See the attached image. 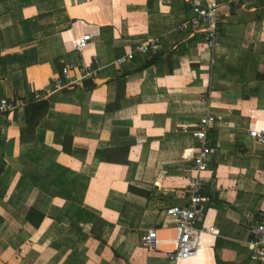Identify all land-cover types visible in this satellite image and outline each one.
Instances as JSON below:
<instances>
[{
	"label": "crops",
	"instance_id": "1",
	"mask_svg": "<svg viewBox=\"0 0 264 264\" xmlns=\"http://www.w3.org/2000/svg\"><path fill=\"white\" fill-rule=\"evenodd\" d=\"M233 1L210 49L178 31L186 0H0V100L48 95L0 110V264H168L165 209L189 201L193 131L208 113L213 232L180 264H256L247 219L264 211V146L249 129H264V0ZM154 39L161 63L145 67L138 53L116 63ZM83 60L100 67L93 85L51 92L64 65Z\"/></svg>",
	"mask_w": 264,
	"mask_h": 264
},
{
	"label": "built area",
	"instance_id": "2",
	"mask_svg": "<svg viewBox=\"0 0 264 264\" xmlns=\"http://www.w3.org/2000/svg\"><path fill=\"white\" fill-rule=\"evenodd\" d=\"M233 0H186L188 17L178 27L181 33L191 35L202 34L206 39L208 48L214 49L221 34V9H232ZM91 35L85 34L75 44V50L83 54L90 45ZM160 39H154L145 43H137L130 53L116 60L123 67L134 60L136 54L142 55L148 60L160 51ZM100 71V67L94 69L83 60L79 64L68 63L64 65L61 73L53 80L51 92L62 90L66 87L82 84L87 78L94 79ZM77 72V79L72 73ZM50 93V92H49ZM47 93V94H49ZM44 93H35L31 98L5 97L0 100V110L4 113L21 109L32 102L41 100ZM218 126L217 117L208 113L201 117L193 131L196 147L192 157V176L189 183V201L183 205H172L165 209V216L173 221L171 230L175 249L167 251L168 264H180L182 260L195 258L202 248V235L212 233V229L205 223L206 211L204 202L207 183L202 173L209 170L212 165L216 147L210 137V133ZM256 141L264 146V129L250 128ZM247 227L249 238L247 245L250 248V258L256 264H264V211L257 215L248 216ZM148 245L156 247L157 230L152 229L148 235Z\"/></svg>",
	"mask_w": 264,
	"mask_h": 264
},
{
	"label": "trees",
	"instance_id": "3",
	"mask_svg": "<svg viewBox=\"0 0 264 264\" xmlns=\"http://www.w3.org/2000/svg\"><path fill=\"white\" fill-rule=\"evenodd\" d=\"M157 63H161L159 59V53L155 54L152 57V59L148 60L144 66L147 67V66H150L152 64H157ZM49 107H50V102L48 100L41 101L39 103H34L32 105V108L34 111V114H33L34 119H38L42 117L48 111ZM1 170L2 168H0V171Z\"/></svg>",
	"mask_w": 264,
	"mask_h": 264
},
{
	"label": "water",
	"instance_id": "4",
	"mask_svg": "<svg viewBox=\"0 0 264 264\" xmlns=\"http://www.w3.org/2000/svg\"><path fill=\"white\" fill-rule=\"evenodd\" d=\"M92 85H93V79L92 78L85 79V81H84V86L85 87H90Z\"/></svg>",
	"mask_w": 264,
	"mask_h": 264
}]
</instances>
